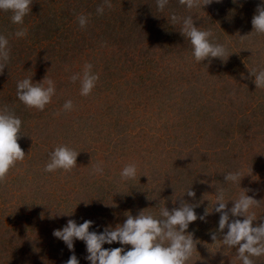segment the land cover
<instances>
[{"label": "rangeland", "instance_id": "1", "mask_svg": "<svg viewBox=\"0 0 264 264\" xmlns=\"http://www.w3.org/2000/svg\"><path fill=\"white\" fill-rule=\"evenodd\" d=\"M110 2L100 15L104 0H33L23 25L0 11V34L10 48L0 108L21 119L25 152L0 183V264H65L73 254L90 264L83 241H74L73 253L53 231L72 219L91 220L89 231L102 232L142 210L162 219L161 207L171 211L182 202L196 205L198 217L209 208L206 222L197 219L187 230L197 241L188 264H242L236 249L219 241L227 228L219 232L214 207L220 188L229 210L247 194L260 203L250 210L253 226L264 223V89L250 76L264 69V35H250L262 0H213L191 11L169 0L163 12L156 0ZM80 14L88 20L83 29ZM172 14L191 15L198 28L211 30L227 49L224 60L196 62ZM20 28L27 29L23 38L15 36ZM86 63L99 74L87 97L79 80H70ZM47 75L56 86L51 103L43 111L27 108L16 96L17 82L39 83ZM67 100L71 111L63 110ZM61 145L79 153L77 166L45 172ZM98 163L103 174L92 172ZM128 164L136 165V178L121 180ZM237 171L240 183H227L224 175ZM252 259L264 264V256Z\"/></svg>", "mask_w": 264, "mask_h": 264}, {"label": "clouds", "instance_id": "2", "mask_svg": "<svg viewBox=\"0 0 264 264\" xmlns=\"http://www.w3.org/2000/svg\"><path fill=\"white\" fill-rule=\"evenodd\" d=\"M179 4L188 11L205 7L213 3V0H178ZM219 2V0H216ZM235 2V0H234ZM169 0H156L159 11L163 12ZM33 0H0V11L10 12L11 22L23 25L24 18L29 14ZM112 7L110 0H104V4L97 8V14L102 15L104 6ZM78 23L83 29L88 20L83 14L77 16ZM173 25L181 24L180 34L190 42L192 46V56L196 62H203L209 58H219L224 60L228 55L223 44L216 43L212 39L214 34L211 30H201L194 23L191 15L179 17L172 14L170 17ZM253 32L250 34L264 35V0L258 5L256 14L252 21ZM27 35L26 28H20L15 32L17 38ZM249 36V35H247ZM241 37L244 39L245 37ZM10 60V48L8 38L0 34V74H3ZM93 65L86 63L82 75L73 74L71 82H80V95L89 96L95 88L99 74L93 73ZM250 76L254 77L256 88L264 89V69L250 71ZM56 94V86L48 75L42 82L33 83L31 78H25L17 82L16 96L29 109L43 111L51 103L52 97ZM74 105L71 100H67L63 105L64 111H71ZM59 115V113H57ZM22 121L6 106L0 108V183L4 182L12 167L18 161H23L25 152L20 147L18 140L21 133ZM77 153L74 149L61 145L57 146L50 154L49 162L45 165L44 171L48 173L57 170L70 172L77 166ZM93 174H103L101 164L92 167ZM137 167L135 164L126 165L120 172L121 180H132L136 178ZM227 183H240V173L229 172L224 175ZM247 190H243L246 193ZM187 196L195 198L196 193L189 188ZM215 212L220 214L219 232L227 233L223 235V245L228 248H235L237 258L242 264H254L253 257L264 256V223L253 226L255 213L250 210L254 205H259L253 197L241 194L229 210L225 202V190L220 188L216 194ZM175 203V201H173ZM196 205L182 202L179 208L169 211L166 207L160 208L158 219L152 214H146L142 210L139 215L133 217L127 215L125 222L115 228L105 227L102 232H90L93 221L85 220L77 224L69 219L62 229L53 231V236L65 243L67 248L74 253V241H83L86 245L88 255L86 259L90 264H188L194 251H196L197 241L193 234L187 230L189 225L197 219L206 222L209 208L204 215L198 217L195 212ZM232 217H244L243 220ZM213 241L217 240L215 232L210 233ZM119 243L121 245H131V249L125 251L124 248L105 249L103 245ZM65 264H79L76 255L73 254Z\"/></svg>", "mask_w": 264, "mask_h": 264}, {"label": "trees", "instance_id": "3", "mask_svg": "<svg viewBox=\"0 0 264 264\" xmlns=\"http://www.w3.org/2000/svg\"><path fill=\"white\" fill-rule=\"evenodd\" d=\"M10 13V12H9ZM11 14V13H10ZM22 132V131H21Z\"/></svg>", "mask_w": 264, "mask_h": 264}]
</instances>
